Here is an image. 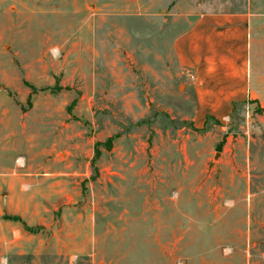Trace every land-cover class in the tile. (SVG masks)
Listing matches in <instances>:
<instances>
[{
  "label": "rangeland",
  "instance_id": "rangeland-1",
  "mask_svg": "<svg viewBox=\"0 0 264 264\" xmlns=\"http://www.w3.org/2000/svg\"><path fill=\"white\" fill-rule=\"evenodd\" d=\"M248 2L0 0V264H264V106L195 112L169 56Z\"/></svg>",
  "mask_w": 264,
  "mask_h": 264
},
{
  "label": "crops",
  "instance_id": "crops-1",
  "mask_svg": "<svg viewBox=\"0 0 264 264\" xmlns=\"http://www.w3.org/2000/svg\"><path fill=\"white\" fill-rule=\"evenodd\" d=\"M248 1L238 10L211 8L179 17L169 56L174 74H182L196 96L195 112L231 114L238 105L264 106L262 8Z\"/></svg>",
  "mask_w": 264,
  "mask_h": 264
},
{
  "label": "trees",
  "instance_id": "trees-1",
  "mask_svg": "<svg viewBox=\"0 0 264 264\" xmlns=\"http://www.w3.org/2000/svg\"><path fill=\"white\" fill-rule=\"evenodd\" d=\"M32 89H33V91H35V90H34L35 88H32ZM29 102H30V97L28 98V103H29Z\"/></svg>",
  "mask_w": 264,
  "mask_h": 264
},
{
  "label": "water",
  "instance_id": "water-1",
  "mask_svg": "<svg viewBox=\"0 0 264 264\" xmlns=\"http://www.w3.org/2000/svg\"><path fill=\"white\" fill-rule=\"evenodd\" d=\"M220 154H216V156L215 157H218Z\"/></svg>",
  "mask_w": 264,
  "mask_h": 264
}]
</instances>
